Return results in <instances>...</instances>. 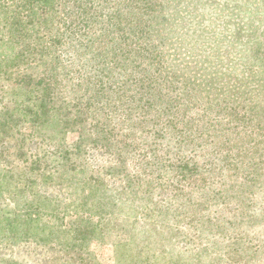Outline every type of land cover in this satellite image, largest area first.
<instances>
[{"label":"rangeland","instance_id":"rangeland-1","mask_svg":"<svg viewBox=\"0 0 264 264\" xmlns=\"http://www.w3.org/2000/svg\"><path fill=\"white\" fill-rule=\"evenodd\" d=\"M61 1L0 0V264H264V0Z\"/></svg>","mask_w":264,"mask_h":264},{"label":"trees","instance_id":"trees-1","mask_svg":"<svg viewBox=\"0 0 264 264\" xmlns=\"http://www.w3.org/2000/svg\"><path fill=\"white\" fill-rule=\"evenodd\" d=\"M64 1V0H62ZM61 1V2H62ZM69 0H65V2H68ZM99 2H101L103 4V12H106V16L109 18L110 14L112 13V9L114 6H117V7H120V10H124L129 7L130 10H128L126 16L130 18V22L133 21V18L132 17H135V15L133 14L134 12L139 15V14H142V13H146V9L150 8V12H154V7L150 4H148V2L146 0H144L142 3H139V4H125L126 2L125 1H122V0H98ZM169 1H173V0H169ZM177 2H175V4H181L182 1L184 0H176ZM86 2V0H85ZM81 3L80 0H76L75 3L72 4V7H73V15H79L81 16V18H84L86 19V8L87 6L85 5L86 3ZM209 2L208 0L205 1V3ZM134 11V12H133ZM87 13H88V10H87ZM134 15V16H133ZM125 16V17H126ZM84 19H79L78 21H85ZM129 30V29H128ZM210 86H212V83L210 84ZM146 88H141L140 90H138V92L142 93L145 90ZM238 90L235 89L234 90V93H237ZM219 134H224L226 135L225 133H222V132H218ZM211 135V134H209ZM250 134L249 133H243V132H240V131H235V132H231L227 138L228 141H230L232 144H243V143H239L240 140H242V138H245V140L249 143H251L252 139H250ZM177 137V136H175ZM181 138H178L177 137V143L180 142V143H183V144H187L188 142L187 141H179ZM212 140V139H211ZM192 141V139H190V142ZM25 263V262H24Z\"/></svg>","mask_w":264,"mask_h":264}]
</instances>
